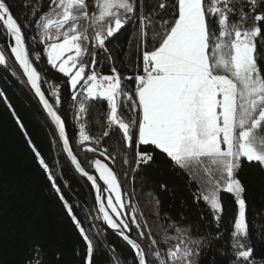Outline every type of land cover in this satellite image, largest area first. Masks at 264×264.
<instances>
[{
    "label": "snow or ice",
    "instance_id": "6c2138e0",
    "mask_svg": "<svg viewBox=\"0 0 264 264\" xmlns=\"http://www.w3.org/2000/svg\"><path fill=\"white\" fill-rule=\"evenodd\" d=\"M158 8L147 9L145 0H38L22 27L7 0H0V26L27 84L57 126L71 163L95 189L98 218L130 246L135 264H202L204 251L221 240L226 241L221 255L227 264H264L250 242L245 188L238 178L243 161L264 168V67L258 63L257 47L258 40H264V0H175L168 18H161V11L169 9L166 0ZM129 25L133 32L128 42L133 36L138 39L136 72L122 75L108 45ZM31 26L33 44L43 45L47 63L68 78L76 118L107 105L106 113L97 117L96 136L86 131L85 123L79 129L86 151H99L104 158L92 161L102 185L72 154L65 123L41 90L42 76L24 35ZM41 55L35 52V60ZM104 60L111 65L110 74L97 70ZM7 63L0 47V65ZM54 95L59 105L58 90ZM114 138L111 147H102L105 139ZM141 145L154 146L189 174L190 183L197 182L195 198L205 202L217 229L225 212L220 193L233 195L236 213L227 236L220 231L202 235L170 221L157 225L155 236L151 229L144 230L147 223H141L134 204H125L127 193L110 166L121 158L130 168L132 161L137 168L151 162L153 155ZM36 155L48 171L40 153ZM48 178L59 193L51 173ZM60 198L86 244L85 264H92L93 239L63 195ZM152 200L159 215L160 202L154 196ZM133 226L139 239L130 235ZM140 240L148 242L147 249ZM112 252V264H122ZM26 264L38 260L30 258Z\"/></svg>",
    "mask_w": 264,
    "mask_h": 264
},
{
    "label": "trees",
    "instance_id": "16d2710c",
    "mask_svg": "<svg viewBox=\"0 0 264 264\" xmlns=\"http://www.w3.org/2000/svg\"><path fill=\"white\" fill-rule=\"evenodd\" d=\"M7 2L23 27L26 15H31L32 6L37 5L38 0ZM39 2L43 3V0ZM160 2L145 0V6L147 9L156 7L160 11ZM166 2L169 9L161 11V18H168L174 10L175 0ZM132 32L133 28L129 25L108 45L113 50L116 66L122 75H134L136 72L138 39L133 36V42H128ZM24 35L29 52L33 54L34 66L42 76L41 90L64 121L72 152L85 171L95 174L92 161L103 157L99 151H86V146L80 143L79 129L80 124L85 123L86 131L96 136L100 131L97 117L101 112L106 113V103L91 109L85 118L78 120L68 78L47 63L43 45L33 44L34 26L24 29ZM148 46L152 47L151 40ZM0 47L8 56L7 66L0 65V264H26L30 258L38 260V264H85L86 244L68 215L61 195L93 239L92 264H112L113 249L122 264H135L129 248L102 227L91 190L74 175L62 157L52 127L32 94L26 90L12 62L2 26ZM257 47L260 53L258 63L264 67V40H258ZM35 52L42 54L41 60H35ZM140 63L142 67V57ZM110 67L109 62L104 60L97 66V70L110 74ZM57 90L61 101L59 105L55 103L57 96L54 93ZM114 143L115 138L112 141L105 139L102 147H111ZM140 149L151 153L153 160L138 168L132 161L130 168L122 164L121 158L110 166L119 176L122 191L127 193L125 204H134L137 215L142 214L141 223H147L145 231L151 229L155 236L159 231L157 225L170 221L191 226L193 231H199L202 235H215L217 231L226 236L230 233L236 213L232 194L220 193L225 212L217 229V223L212 219L205 202L195 198L197 182L190 183L189 174L174 166L166 154L154 146L141 145ZM36 152L44 159L48 171L39 163ZM128 159L132 160L131 153ZM49 173L54 177L59 193L53 188ZM238 178L245 188L243 195L247 202L246 216L254 255L257 259L264 258V168L243 161L238 170ZM153 196L160 202L159 215L155 214ZM130 213L131 209H127L125 214L130 216ZM130 235L133 239H139L134 226ZM139 242L147 249V241ZM223 246H226L225 240L215 242L211 248L206 249L202 254V264H227L221 255Z\"/></svg>",
    "mask_w": 264,
    "mask_h": 264
},
{
    "label": "water",
    "instance_id": "95a60500",
    "mask_svg": "<svg viewBox=\"0 0 264 264\" xmlns=\"http://www.w3.org/2000/svg\"><path fill=\"white\" fill-rule=\"evenodd\" d=\"M3 28V27H2ZM10 52V50H9ZM10 56H11V59H12V62L13 64L15 65V67L19 70V72L21 73L22 75V78L24 79V81L26 82V78H24L23 76V73H22V70L20 69L19 65L16 63L14 57L11 55V52H10ZM27 84V82H26ZM33 98L35 99V101L37 102V104L39 105L40 107V110L41 112L44 114L45 118L47 119L48 123L50 124V126L52 127L53 129V132H54V136H55V139L57 140V143H58V146L60 148V151H61V154H62V157L64 158L65 162L67 163V165L69 166V168L72 170V172L74 173V175L79 179L81 180L82 182L86 183L89 187V189L91 190V193H92V199H93V203H94V206H95V210H96V213L98 215V208H97V205H96V191L95 189L92 188L91 186V182L87 180V178L85 176H83L80 172H78L75 168V166L71 163V158L68 156L67 152H65L64 150V143H63V140L62 138L60 137L59 135V132H58V128L57 126L55 125V123L51 120V118L47 115L45 109L43 108V105L41 104L39 98L35 95L34 91L30 88V86L27 84ZM65 136L68 140V137H67V133H66V128H65ZM68 144H69V147L71 149V146H70V143H69V140H68ZM71 152H72V149H71ZM72 154L74 155V153L72 152ZM78 160V159H77ZM79 162V161H78ZM90 174V173H89ZM91 175H94L95 174H91ZM97 178V177H96ZM98 180V178H97ZM99 182V180H98ZM100 183V182H99ZM101 184V183H100ZM99 221L102 225V227L107 231L109 232L112 236H114L117 240H119L120 242H122L126 247L129 248V250L132 252L133 256H134V253L133 251L131 250L130 246L127 245V243L112 229L108 228V226L105 224V222L102 220V218H99Z\"/></svg>",
    "mask_w": 264,
    "mask_h": 264
},
{
    "label": "bare ground",
    "instance_id": "6f19581e",
    "mask_svg": "<svg viewBox=\"0 0 264 264\" xmlns=\"http://www.w3.org/2000/svg\"><path fill=\"white\" fill-rule=\"evenodd\" d=\"M16 68V67H15ZM17 69V68H16ZM17 71L19 72V70L17 69ZM19 74L21 75V73L19 72ZM21 78H22V75H21ZM22 80H23V82H24V86H25V88H26V90H28L29 92H30V90H29V88H28V86H27V84H26V82L24 81V79L22 78ZM31 93V92H30Z\"/></svg>",
    "mask_w": 264,
    "mask_h": 264
},
{
    "label": "rangeland",
    "instance_id": "374dc122",
    "mask_svg": "<svg viewBox=\"0 0 264 264\" xmlns=\"http://www.w3.org/2000/svg\"><path fill=\"white\" fill-rule=\"evenodd\" d=\"M95 159H101L102 161L104 160L103 158H95ZM94 159V160H95ZM106 162V161H105ZM93 169H94V172H95V168H94V166H93ZM95 176L98 178V174L95 172ZM98 180H99V178H98ZM101 184H102V181H99ZM107 194V193H106Z\"/></svg>",
    "mask_w": 264,
    "mask_h": 264
}]
</instances>
